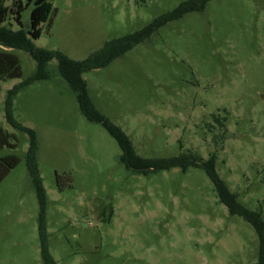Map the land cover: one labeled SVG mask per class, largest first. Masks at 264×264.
<instances>
[{
  "label": "rangeland",
  "instance_id": "rangeland-1",
  "mask_svg": "<svg viewBox=\"0 0 264 264\" xmlns=\"http://www.w3.org/2000/svg\"><path fill=\"white\" fill-rule=\"evenodd\" d=\"M181 1L51 0L33 41L83 59ZM30 11L21 12L23 29ZM3 24L20 27L11 14ZM0 48L21 67L20 77L0 80V128L16 143L0 156L20 158L0 182V264H44L25 158L31 137L5 115L10 90L20 85L10 109L35 132L47 248L57 264H257L254 228L229 214L201 168L127 169L116 140L80 111L56 58L46 64L48 78L24 84L35 60L23 49ZM82 78L94 106L138 155L214 156L230 191L264 219V0H209Z\"/></svg>",
  "mask_w": 264,
  "mask_h": 264
},
{
  "label": "trees",
  "instance_id": "trees-1",
  "mask_svg": "<svg viewBox=\"0 0 264 264\" xmlns=\"http://www.w3.org/2000/svg\"><path fill=\"white\" fill-rule=\"evenodd\" d=\"M7 1L0 0V46L23 49L36 62L34 73L26 79L24 84L48 78L49 72L46 69V64L52 58H56L58 61V72L76 93L80 111L88 120L100 123L116 140L121 150L118 159L127 169L149 175L173 167H178L182 171L187 170L189 167L201 168L212 181L219 201L226 206L229 214L241 216L254 228L258 237L259 247L257 264H264V219L262 214L260 211L251 210L239 202L237 194L230 191L225 181L218 174L215 166V157L211 156L207 160H202L193 154L185 153L149 158L138 155L130 137L94 106L86 93L85 82L82 78L83 72L108 65L113 59L124 55L125 52L132 49L137 43L147 39L154 31L167 22L178 19L192 11H202L209 0H183L172 10L155 17L142 29L105 41L100 49L91 52L83 59H73L60 50H48L34 44L33 40L37 39L41 34V23L47 21L49 18L52 10L51 0H12L10 6L6 4ZM29 6H31L29 29H23L21 12ZM9 14L13 15L18 25H20L18 29L10 27V23L8 25L3 24L6 22ZM20 76L21 67L17 56L10 50L0 48V80ZM20 87L21 85L14 86L10 90V95L5 105L6 120L13 127L26 131L31 137L25 158L27 170L32 179L40 206L38 232L41 257L44 264H57L47 248V235L43 220L46 196L37 171L35 132L31 128L18 123L14 119L10 109L11 98ZM213 116L219 122L221 119H225V116L221 119H219L217 114H213ZM11 136V134L0 128V149L3 147L14 148L16 146V143L11 140ZM19 161V156L15 154L0 156V182Z\"/></svg>",
  "mask_w": 264,
  "mask_h": 264
}]
</instances>
